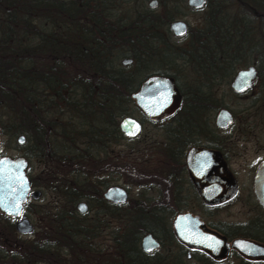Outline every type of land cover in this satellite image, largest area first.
Masks as SVG:
<instances>
[{"label": "trees", "instance_id": "trees-1", "mask_svg": "<svg viewBox=\"0 0 264 264\" xmlns=\"http://www.w3.org/2000/svg\"><path fill=\"white\" fill-rule=\"evenodd\" d=\"M147 1L0 0V136L24 137L22 157L46 167L38 174L41 183L31 178V186L59 198L52 209L32 210L44 221L32 240L17 236L0 215V244L19 254L0 264H172L178 245L167 216L128 201L123 216L110 212L109 250L93 251L94 228L105 220L93 225L76 216L74 205L95 192L94 179L103 183L105 149L122 139L119 121L138 113L131 94L153 69L171 77L181 95L151 144L166 159L162 179L179 184L172 166L181 171L187 147L200 146L202 135L211 139V113L223 109L237 117L216 97L217 85L223 84V97L236 98L227 84L248 62L264 79V0H205L201 25L179 43L171 41L167 26L182 16L185 0H155L153 9ZM124 58L132 60L129 67L120 65ZM259 103L264 105L262 97ZM156 157L139 166L128 162L126 178H159V168L149 167ZM133 184L147 206L144 198L156 183ZM145 234L159 240L158 256L139 251Z\"/></svg>", "mask_w": 264, "mask_h": 264}, {"label": "flooded vegetation", "instance_id": "flooded-vegetation-1", "mask_svg": "<svg viewBox=\"0 0 264 264\" xmlns=\"http://www.w3.org/2000/svg\"><path fill=\"white\" fill-rule=\"evenodd\" d=\"M190 9V8H189ZM192 12H196L199 10H193L191 9ZM170 24V23H169ZM168 24V26H169ZM185 24V23H184ZM186 25V24H185ZM167 26V30L169 32L170 35H173L172 32L169 30ZM189 29V27L186 25V33L187 30ZM186 33L180 37L181 40H184L186 38ZM124 59H129V58H124ZM123 60V59H122ZM131 60V59H129ZM132 63V60H131ZM252 64V63H251ZM249 64L246 68L248 67H252L255 71V75H254V79L255 76H259L257 69L255 68V66L252 64ZM131 65V64H130ZM129 65V66H130ZM126 66V67H129ZM244 68V69H246ZM240 69H237L234 73L233 76L231 78V80L228 82L227 87L228 89L231 91L230 89V83L232 82L235 74L239 71ZM204 75H206V73H203ZM153 76H165L168 77L169 79L172 80L173 85L175 86L176 90L179 93V90L177 89L174 80L167 76V75H153ZM151 77V76H149ZM147 77V78H149ZM146 78V79H147ZM145 79V80H146ZM263 79V78H262ZM264 80V79H263ZM144 81V80H143ZM142 81V82H143ZM255 80H253L254 82ZM141 82V83H142ZM140 83V84H141ZM140 84L138 85V87L140 86ZM223 84H219L217 85V90L219 89L220 92L224 90V87L222 86ZM260 85V84H259ZM258 85V92L261 91L260 86ZM253 86V83H252ZM251 86V87H252ZM250 87V88H251ZM249 88V89H250ZM138 89V88H137ZM247 89V90H249ZM218 90V91H219ZM246 90V91H247ZM246 91H244L241 94H236L234 92L235 95L237 96H241L242 94H244ZM180 95V93H179ZM260 95V94H258ZM256 101V100H255ZM255 101H253L252 103L255 104ZM134 103V102H133ZM181 104V95H180V103ZM135 105V104H134ZM140 115V119L137 120L133 117H130L132 119H134L136 121L137 124H139L140 126V131L139 133L132 137V138H127L125 137L119 130H118L122 136V139L118 141V143L116 145H118L121 141L124 142H132V141H137L139 140V136L142 132L143 129V124L144 123H148L154 127H156V125L158 126L159 123L167 121L168 119H171L173 114L177 111H175L172 115H170L169 117L160 119L158 121H151L148 118H146L141 111L135 107ZM179 108V107H178ZM222 110L219 109L215 112H212L210 115V123L212 124V130L214 131L210 140H208L209 136H201V145L197 146V147H187V149L184 151L183 153V157H182V162H183V168L181 169V171L177 172L175 169V166H172V170H173V174L174 176H180L179 179V184H168L165 183L167 185L166 191H167V196H163L162 195V191L158 190L157 188H159L156 184V187H154L155 189H150L148 192L151 193V196L147 195L146 197H151L150 200L148 198H144L146 199L148 202V205L145 206L144 203L141 201L142 197L137 195V199H136V203H138L139 205L141 204V208L145 209V210H150V211H154L157 212L158 214L162 213L163 216H167L170 219V230L172 233V236L174 238L173 232H172V228H171V222L172 220L178 216V215H182V214H188L191 215L192 217H196L198 218V220H200L204 226L206 228H208L209 230H212L214 232H216L217 234H219L220 236H222L226 243L229 246V249L226 253L225 259L222 261H215L213 260L210 256H208L206 253H204L203 251L200 250H196V249H189L184 245L179 244L176 239L174 238V240L176 241L177 245H178V252L173 251L174 255L170 256V261L172 262V264H176L177 263V259L180 261L179 264H264V210L263 208L258 204V202L256 201L254 194H253V183L255 182V174H256V170L259 166V164L264 160L262 159L260 161V163H258V165L255 167L254 171H253V175H252V179L249 183H251V190H252V196H253V202L254 204L251 207V218H249L246 222L243 223H220V224H216L213 223L211 221H207L205 219V217H209L213 215L212 211H215L217 209L222 208L225 205L230 204L231 202L234 201V199L236 198V195L238 193L237 188H236V193L235 195L230 198L229 200L221 203V204H217V205H207L205 204V202L201 199V197L199 196L198 192L196 191L194 185L192 184L190 175H189V170H188V166L193 169L196 172H201L203 170V168L208 164V160L207 158L202 159L201 157L195 156V155H190L188 156L189 151L191 150H203V151H212V152H216L220 155L221 159L223 160L228 172L231 174V176L233 177V174L231 173V171L228 168V165L225 161V155L222 152V146L223 143L222 141L219 139V135L223 132H225L226 130H228L229 128H231L235 122V118L232 116V123L231 125L226 128V129H219L217 127H215L214 122H215V117L217 115V113ZM123 119V118H122ZM121 121V120H120ZM119 121V122H120ZM119 125V123H118ZM159 127V126H158ZM160 131V129H159ZM161 135V132H160ZM160 135H159V139H160ZM153 142H156V140H152ZM148 145L144 148H127L125 151H119L120 153H112V149H114V147H112V145H110V147L105 149V159H104V173H101L99 178H102L104 180H100L103 181V183H96V179L93 180V186L94 191L92 195H89L88 198L86 199H81L79 201H77L74 205V211L76 213V216L83 218L85 220H90L93 221V225L95 224L94 222L96 221V219L98 221H104V227L101 226L100 222H97V224L99 225L96 226V228H94V231H97V237L95 236L94 232V236H92V240H91V250H95V249H101L104 248L106 251L109 250L110 248V233L113 230V227L111 224L112 223V218H111V211H116L119 215H122V213L126 212V204L129 201L128 199V194H127V190L121 186L118 185H113L112 183H110V181L107 179L108 176L112 175V171H116L117 168H113L112 166H119V169L121 170L119 174H116L118 178L122 179L125 183H127L129 180L128 178H126L127 173H126V167H127V163L128 162H132V163H137L140 160H150L151 162L155 161V157L157 160V164L160 165H164V162L166 161V159L163 156V151L160 148L157 147H153L151 144L152 142L147 143ZM188 156V157H187ZM23 158V157H22ZM26 162V168H25V175H26V170L30 167L31 165V160L32 159H25L23 158ZM36 160V159H35ZM37 161V160H36ZM117 161H119L120 165L118 163H116ZM40 163V162H39ZM102 163V161H100V164ZM114 163V164H113ZM40 164L43 165V163L41 162ZM137 166H139V163L136 164ZM44 166V165H43ZM102 166V164H101ZM156 166V165H154ZM103 168V167H102ZM44 170V169H43ZM158 170L156 175L159 177L155 180L153 179H143L142 181H133L130 180L128 183H161L162 182V177L161 174L163 170L160 169H156ZM121 172L123 174H121ZM161 173V174H160ZM178 174V175H177ZM28 179V185H29V193L27 195V199H26V203L23 205L21 213H20V218H24L25 220L28 221L29 225L31 226L32 230L30 233L28 234H24L21 235L19 233L16 232L15 230V223L19 220V219H13L11 217H7L4 214H1L2 216H4L5 218H7L13 225V230L14 233L19 236L20 238H22V236H34V234L37 231V227L35 225H32L31 221L28 220L29 214H33L32 210H37L38 206H36L35 204L33 205V203H31L30 201H37L39 199H41V197L43 196V194L41 193V190H35L34 187L31 186V178L27 176ZM97 177V176H95ZM235 183H237V181L235 180V178L233 177ZM128 180V181H127ZM36 181L40 182V180L36 179ZM99 181V182H100ZM163 182H165L163 180ZM139 189L141 188L140 186L136 185ZM113 187H117V188H121L124 190L125 194H126V200L124 203H113L110 200H107L104 198V194L105 192ZM237 187V184H236ZM142 189H140L141 192ZM208 189L206 188L205 191L207 192V194H212V191H207ZM38 192L39 196L36 199H32L30 196V193L32 192ZM139 192V193H140ZM91 193V192H90ZM138 193V194H139ZM140 197V198H139ZM212 197V196H211ZM58 200L59 198L56 197ZM168 198V200H166ZM195 200L196 203L198 204L197 208L199 209L198 214H196L193 210H191L189 208V201L191 200ZM213 200V199H211ZM78 204H83L86 207V211L84 213H79L76 210V206ZM25 207L27 208V212H24L23 209H25ZM40 208V207H39ZM38 208V209H39ZM50 208V207H47ZM42 209V207L40 208ZM43 214H46L43 213ZM123 216V215H122ZM124 216H126V213L124 214ZM146 216V215H145ZM39 225L41 226L42 223H44V221L41 219L40 222H38ZM45 230V229H44ZM43 230V231H44ZM245 234H242V233ZM145 235H150L157 243H158V247L150 252H143L141 250L140 247V241L141 239L145 236ZM142 235L141 238L139 239V243H138V247H139V251L141 252V254L146 255L148 257H151L153 254L158 256L160 252V250L162 251L163 249L162 246L160 247V243L159 240L156 239L155 237H153L151 234H145ZM34 238V237H33ZM32 238V239H33ZM24 239V238H23ZM237 239H241V240H246L251 242L256 248H259L263 251V254L260 255H256L254 257L248 258V257H244L241 254H239L236 250L232 249L230 247V243L233 240H237ZM26 240V239H25ZM30 240V239H27ZM11 248H13V245L9 246V245H4V244H0V262L2 263H6L8 262L11 257H15V256H19L18 253H15V251L10 250ZM75 252L77 253V255L80 257V253L79 250H75ZM158 253V254H157ZM21 254V253H20ZM105 255L104 253H100V255ZM83 255V254H82ZM89 258L91 260H93V254H90L89 252Z\"/></svg>", "mask_w": 264, "mask_h": 264}, {"label": "water", "instance_id": "water-1", "mask_svg": "<svg viewBox=\"0 0 264 264\" xmlns=\"http://www.w3.org/2000/svg\"><path fill=\"white\" fill-rule=\"evenodd\" d=\"M205 4V0H185V5L193 10H200ZM149 8L156 7L155 0L149 1ZM183 26L182 30H178ZM174 37H181L186 33V25L181 21H173L168 26ZM131 60L120 61L122 67L129 66ZM252 73V75H246ZM255 71L252 67L239 70L232 82L230 89L236 94H241L252 86ZM135 107L151 121L169 117L179 107L180 95L171 79L165 76H151L144 80L138 89L131 94ZM232 123V116L227 110H220L214 125L219 129H226ZM120 132L127 138L136 136L140 131L139 124L130 117H125L119 122ZM17 146H22L25 139L22 135L15 139ZM195 155L202 159L207 158L208 164L200 172H196L188 166L189 175L196 191L207 205L221 204L236 193V183L228 172L220 155L212 151L191 150L188 156ZM187 156V157H188ZM26 162L22 157L10 159L0 156V213L13 219H19L15 223L17 233L24 235L31 232L32 228L28 221L20 218L23 205L26 203L29 193V183L25 175ZM255 182L253 183V194L258 204L264 210V160L259 164ZM212 191V194H207ZM32 199L39 196L38 192L30 193ZM105 199L113 203H124L126 194L123 189L113 187L108 189L103 195ZM212 196V197H211ZM213 199V200H211ZM76 210L84 213L86 207L78 204ZM171 228L176 241L189 249L203 251L215 261L225 259L229 249L225 239L216 232L209 230L196 217L188 214L176 216L171 222ZM143 252H150L158 247V243L150 236L145 235L140 241ZM230 247L244 257H254L263 254V251L256 248L251 242L246 240H233Z\"/></svg>", "mask_w": 264, "mask_h": 264}, {"label": "rangeland", "instance_id": "rangeland-1", "mask_svg": "<svg viewBox=\"0 0 264 264\" xmlns=\"http://www.w3.org/2000/svg\"><path fill=\"white\" fill-rule=\"evenodd\" d=\"M149 1L145 2L147 5ZM184 6L186 7L185 3ZM204 9L199 11L192 12L187 8L182 10V16L175 21H181L185 23L189 28L199 27L201 25L202 15ZM171 41L179 43L182 40L180 37H174L171 35ZM251 64V62H248ZM252 65V64H251ZM248 65L242 66L240 68L244 69ZM155 70L153 69L152 73ZM150 73L149 76L154 74ZM148 76V77H149ZM262 78L260 76H255V81L253 86L247 90L241 96L236 98L223 97L222 93L217 91V98H221L223 102H226L228 107L231 108L229 111H235L237 117L231 128L221 133L219 139L222 141V152L225 155V161L228 165L229 170L233 174V177L237 181V195L233 202L228 205L223 206L220 209H217L213 212L212 216L205 217L207 221H211L216 224L220 223H243L251 218V207L254 204L251 183L253 171L255 167L264 159V105H261L259 102L262 97L264 102V95H261V91L258 92V85L260 84ZM260 94V95H258ZM258 99V100H257ZM256 100V101H255ZM256 103L253 104L252 102ZM233 109V110H232ZM131 117L139 120L140 115L136 113ZM160 131L158 126L156 127L144 123L143 129L138 137L139 140L132 142L121 141L118 145H114L112 153H120L119 151H125L127 148H144L152 140H159ZM21 147V146H20ZM19 146L16 145L15 139L8 141L5 137H0V156H5L10 159H16L22 157V150ZM156 165L160 170H163L164 165L151 164L149 167ZM46 167L40 164L35 159L31 160L30 167L26 170V175L34 179H38V174ZM119 174L116 171H112V175L108 176L107 179L113 185H118L127 190L128 200L131 204H134L136 197L140 192V189L133 183H125L122 179L118 178L116 174ZM156 185L159 187L157 188ZM155 187L162 191L163 196H167L166 188L167 185L165 182L156 183ZM35 190H41L38 186L34 187ZM169 189V188H168ZM147 194H151L148 192ZM168 200V198L166 199ZM38 206L42 207L41 210H48L47 207H54L53 202H58V199L53 194H43L41 199L37 201H30ZM189 208L198 214L199 209L197 208L198 204L193 199L189 201ZM37 208V209H38ZM28 220L31 221L32 225H35L38 228L40 222L34 214H29ZM34 236H22L21 239H30L32 240Z\"/></svg>", "mask_w": 264, "mask_h": 264}, {"label": "snow or ice", "instance_id": "snow-or-ice-1", "mask_svg": "<svg viewBox=\"0 0 264 264\" xmlns=\"http://www.w3.org/2000/svg\"><path fill=\"white\" fill-rule=\"evenodd\" d=\"M182 28H183V26H179V28H178V30H182ZM246 75H252V73H248V74H246Z\"/></svg>", "mask_w": 264, "mask_h": 264}]
</instances>
